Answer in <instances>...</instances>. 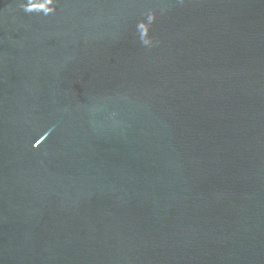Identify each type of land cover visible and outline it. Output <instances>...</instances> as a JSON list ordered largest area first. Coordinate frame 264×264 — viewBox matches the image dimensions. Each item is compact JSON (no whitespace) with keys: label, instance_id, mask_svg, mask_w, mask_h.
I'll use <instances>...</instances> for the list:
<instances>
[{"label":"water","instance_id":"water-1","mask_svg":"<svg viewBox=\"0 0 264 264\" xmlns=\"http://www.w3.org/2000/svg\"><path fill=\"white\" fill-rule=\"evenodd\" d=\"M0 264H264V0H0Z\"/></svg>","mask_w":264,"mask_h":264}]
</instances>
